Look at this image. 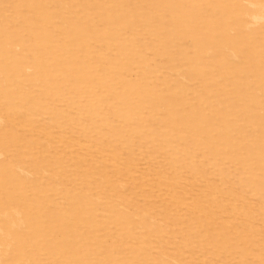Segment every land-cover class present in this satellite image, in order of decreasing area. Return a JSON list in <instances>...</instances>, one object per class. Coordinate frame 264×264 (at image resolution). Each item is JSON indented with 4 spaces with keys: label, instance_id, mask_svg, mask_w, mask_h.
Returning a JSON list of instances; mask_svg holds the SVG:
<instances>
[{
    "label": "rangeland",
    "instance_id": "rangeland-1",
    "mask_svg": "<svg viewBox=\"0 0 264 264\" xmlns=\"http://www.w3.org/2000/svg\"><path fill=\"white\" fill-rule=\"evenodd\" d=\"M0 264H264V0H0Z\"/></svg>",
    "mask_w": 264,
    "mask_h": 264
}]
</instances>
